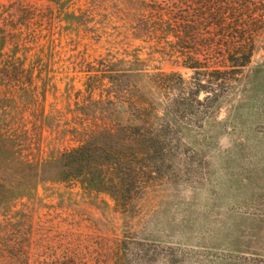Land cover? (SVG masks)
I'll use <instances>...</instances> for the list:
<instances>
[{"label":"rangeland","instance_id":"rangeland-1","mask_svg":"<svg viewBox=\"0 0 264 264\" xmlns=\"http://www.w3.org/2000/svg\"><path fill=\"white\" fill-rule=\"evenodd\" d=\"M137 18L130 0H0V264H264V37L256 75L178 123L181 147L126 204L45 180L105 122L86 88L100 61L189 76L135 38Z\"/></svg>","mask_w":264,"mask_h":264},{"label":"trees","instance_id":"trees-1","mask_svg":"<svg viewBox=\"0 0 264 264\" xmlns=\"http://www.w3.org/2000/svg\"><path fill=\"white\" fill-rule=\"evenodd\" d=\"M130 2L138 10L135 38L189 76L150 69L138 57L100 61L86 88L105 92V101H98L107 106L105 122L40 167L54 171L46 181H76L108 194L118 207L129 202V187L141 185L179 150L178 123L201 125L238 82L256 75L251 63L264 37V0Z\"/></svg>","mask_w":264,"mask_h":264}]
</instances>
